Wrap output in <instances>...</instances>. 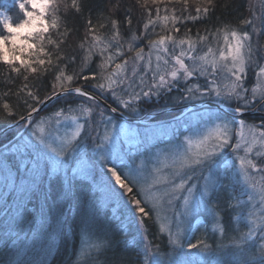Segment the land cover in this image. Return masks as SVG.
Returning <instances> with one entry per match:
<instances>
[{"label":"snow or ice","instance_id":"6c2138e0","mask_svg":"<svg viewBox=\"0 0 264 264\" xmlns=\"http://www.w3.org/2000/svg\"><path fill=\"white\" fill-rule=\"evenodd\" d=\"M121 3L115 0L107 15L97 12L94 22L86 0H71L85 25L75 45L70 40L79 30L70 24L64 0H15V20L0 11V63L7 67L0 109L15 117L23 106L27 114L19 121L35 125L31 137L4 145L0 171L22 175V191L62 180L66 197L87 182L141 234L146 218L159 220L167 206L181 219L175 230L172 222L159 225L167 234L165 257L159 246L145 243L140 264H264V118L246 119L264 114V0H249L248 15L234 23L221 20L194 34L187 25L210 23L215 0L197 5L194 15L189 0H134L124 5L123 19ZM133 8L140 15L134 17ZM46 76L53 81L51 94L42 97ZM16 79L21 84L13 90ZM74 81L83 83L71 87ZM173 91L180 99L206 101L205 111L194 114V130L177 131V142L149 159L141 134L115 114L139 112L143 103ZM12 96V104L4 99ZM61 97L65 108L33 119L42 111L37 105ZM205 213L227 243L203 237L186 242L191 222ZM96 240L87 253L96 254L93 264H126L115 255L117 234H97ZM2 264L16 262L9 257Z\"/></svg>","mask_w":264,"mask_h":264},{"label":"trees","instance_id":"16d2710c","mask_svg":"<svg viewBox=\"0 0 264 264\" xmlns=\"http://www.w3.org/2000/svg\"><path fill=\"white\" fill-rule=\"evenodd\" d=\"M4 1L0 0V10L3 8L1 4ZM114 2L115 0H86L87 6L92 9L94 22L97 12L103 11L105 15L109 14L107 9L111 8ZM64 3L69 5L68 16L71 18L70 24L79 30L73 34L70 40V43L75 45L85 32L84 17L75 15L72 12L70 8L71 0H64ZM132 3H134V0H122L121 19H123L124 5ZM251 3L256 4V0H251ZM197 5L201 8L208 6L206 0H189L188 8L193 15ZM248 5L249 0H215V11L210 13V23H198L195 26L189 23L187 27L192 28L194 34L197 28L203 33L206 26L211 28L221 20H231L234 23L240 14L248 15ZM148 6L155 7L150 3ZM182 6L181 3L175 4L177 8ZM140 12L141 10L133 8L134 17L140 15ZM8 14L13 16L14 20L19 18L20 15L15 6L8 9ZM87 14L86 11L85 15ZM183 32L184 29L181 28L179 35H182ZM6 73L7 67L0 63V93L6 90L3 83ZM12 76L15 77V74L13 73ZM29 79L31 80V76ZM51 83H53L51 76H46L41 92L42 97L51 94ZM82 83V81H74L71 87L80 86ZM20 84L21 80L16 79L15 83L10 85V87L15 90V87ZM4 99H7L12 104L16 98L12 96L4 97ZM107 102L115 106L111 99ZM39 106L37 105V107ZM65 107V99L61 97L46 107L39 116L35 115L33 119L39 120L41 117L49 113L52 115L58 109ZM166 109L167 107L162 102L148 101L142 104L140 117H147L149 113H161ZM179 113H165L162 116L159 115L155 120L172 118ZM22 114H27L23 106L16 110L15 117H7L3 110L0 109V131L19 121V117ZM246 119L249 122L259 123L262 117ZM118 120L123 121L121 119ZM135 124L146 129L152 127L150 125L144 126L141 123ZM32 125L23 123L1 135L0 153L5 150L4 145L8 144L9 141L16 143L19 138L28 135ZM177 140L178 137L172 141L176 143ZM152 147L159 148L158 145H151L148 146L149 150L153 149ZM22 180V175L9 176L7 172L0 171V264L9 257L16 264H44L45 261L46 264H93L96 254L92 252L91 255H87V253L91 251L90 246L97 242V234L105 232L109 235L114 233L118 235L120 244L115 250V255L123 257L126 264H140L145 243L159 246L161 256L165 257L164 249L167 242V234L158 231L160 223L155 217L152 219L146 218L145 228L147 231L141 234L137 225H130L126 218L115 212L113 205L105 202V199L102 198V191L97 190L96 187L85 186L87 182L74 189L70 197H66L62 191V180L54 179L51 185L45 181L39 190L31 192L21 190ZM45 193H47V196ZM204 220L206 221V218ZM234 222L235 219L233 218ZM89 225H92V227H89ZM207 227L210 231L206 229L205 224L208 243H212L213 239L217 242L223 240L227 243L220 234L215 236L212 227H209V225ZM49 246L52 247L51 255L47 254ZM167 248L170 252L171 246L168 245ZM183 251L187 252L186 249H183ZM137 253H139V256Z\"/></svg>","mask_w":264,"mask_h":264},{"label":"rangeland","instance_id":"374dc122","mask_svg":"<svg viewBox=\"0 0 264 264\" xmlns=\"http://www.w3.org/2000/svg\"><path fill=\"white\" fill-rule=\"evenodd\" d=\"M1 5L3 6V8L0 11H5L8 13V9L15 6V0H5ZM249 75L250 76L248 78L249 79L248 84L252 85L253 84V76H252L251 72L249 73ZM181 91H182V89H181ZM54 101H56V100H53L52 102H54ZM151 101H154L157 103L162 102V104L165 107H167V109L162 111L161 113H151V114L149 113V114H147V117L141 118L140 117L141 111H142V105H141V110L139 112L132 113L130 115L126 114V115L128 117H131V118L142 119V121H144V123L148 124L150 122L148 120L158 118L157 116H159V115L160 116L164 115L165 114L164 112H166L170 108L186 107V106H190V105H193L196 103L205 102V101L192 100V99H180V93L177 91H173L172 93H164V94H162V96L159 99H157L156 97H153ZM177 101H179V102H177ZM185 109L186 108H183V109L177 110V111H173V112H180V113L177 114L176 116L172 117V118H169L170 121H168V122L151 124L150 126H152V127L150 129H146L143 126L139 127L137 124H130V123H127L124 121H119V123L121 125H124L125 127H128L130 129H133V130L139 132L141 134V139L145 140V142L148 144V146H151V145H155V146L158 145L159 146V148L152 147L153 149L148 150V152L144 154L145 157H148L149 159H151V157L154 154L159 155V154L165 152L168 148H170L172 145L175 144V141H172V140L174 138L177 139V135H176L177 131H183L184 129L190 128V127H192L194 130V125H195V120L193 119L194 114L203 113L205 111V108H201V109L193 110V111L190 110L187 112ZM210 111H216V110L211 108ZM184 112H185V114L183 115ZM54 113L52 115H54ZM52 115H51V113H49L44 117L46 118V117H49ZM159 120H161V119H159ZM144 126H145V124H144ZM31 128L32 129H30L29 134L26 136H23L22 138H19L17 140V142H20L21 140H24V139L31 137V133L35 130V125L33 124ZM97 131L101 132V134H102V132H103L102 126H99V128L97 126ZM164 145H165V147H164ZM125 147L127 148L128 146L125 145ZM4 151L5 150H3L2 152H4ZM141 151L143 152V147H141ZM141 158H144V157H141ZM229 159H231L230 156H229ZM137 163H139V162H137ZM220 166L223 167L222 164ZM237 167H238V164H237ZM50 173H51V168H50ZM58 175H60L62 177V174H58ZM196 175L199 176V172H197ZM58 181H61V180H58ZM201 183H202V181H201ZM101 194H102V198L105 199L104 193L101 192ZM165 216L167 217V219L164 218ZM205 218H206V221L204 220ZM179 219H181V218L176 217L174 219L172 210L170 208H168L167 206H165V209L161 212V218L158 221L160 224L172 222L173 223V230H175V224L179 222ZM191 223H192V227L194 230L186 232V242L187 241L195 242V238H197V237H203L204 239H206V236H207L206 229L209 230L207 225H209V227L213 228L212 218L207 213H205L204 215L198 216L196 218V220H193ZM205 224H206V229H205ZM184 227H185V229H187V224H185ZM218 234H220V233L218 231H216L215 236H217ZM220 239H219V241H220ZM185 249L188 251L187 248H185ZM194 251H196V250H193V252Z\"/></svg>","mask_w":264,"mask_h":264},{"label":"water","instance_id":"95a60500","mask_svg":"<svg viewBox=\"0 0 264 264\" xmlns=\"http://www.w3.org/2000/svg\"><path fill=\"white\" fill-rule=\"evenodd\" d=\"M53 100H56V99H53ZM53 100L49 101L46 105H40L38 108H42V111H43L46 107H48L52 103ZM205 104H206V101L205 102H201V103H196V104H193V105H190V106H186V107L170 108L164 113H171L173 111L181 110L183 108H186V112L190 111V110H197V109L205 107ZM210 107L215 108V106H210ZM225 111H231V110L228 109V108H225ZM32 115L34 117L36 114L33 113ZM115 115H117L118 119H121V120H123V121H125L127 123H144V121H142V119L131 118V117H128L126 115H124L123 117H120L119 114H115ZM250 117H262V118H264V114L252 113V114H248L246 118H250ZM23 123H24L23 121H19V125L16 122V123L4 128L3 130L0 131V136L5 134V133H7V132H9V131H11V130H13V129H15V128H17L18 126H20Z\"/></svg>","mask_w":264,"mask_h":264},{"label":"flooded vegetation","instance_id":"af4514ba","mask_svg":"<svg viewBox=\"0 0 264 264\" xmlns=\"http://www.w3.org/2000/svg\"><path fill=\"white\" fill-rule=\"evenodd\" d=\"M164 120H168V119H164ZM156 121L160 122V121H162V119L161 120H156Z\"/></svg>","mask_w":264,"mask_h":264},{"label":"bare ground","instance_id":"6f19581e","mask_svg":"<svg viewBox=\"0 0 264 264\" xmlns=\"http://www.w3.org/2000/svg\"><path fill=\"white\" fill-rule=\"evenodd\" d=\"M203 108H205V107H203ZM212 107H210L209 109H211Z\"/></svg>","mask_w":264,"mask_h":264}]
</instances>
